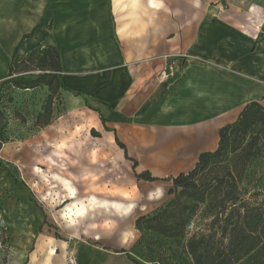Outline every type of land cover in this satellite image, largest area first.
<instances>
[{"label": "crops", "instance_id": "1", "mask_svg": "<svg viewBox=\"0 0 264 264\" xmlns=\"http://www.w3.org/2000/svg\"><path fill=\"white\" fill-rule=\"evenodd\" d=\"M43 43L58 49L60 90L90 128L104 125L77 92L102 100L107 119L156 132L181 172L249 102L264 106V0H0V97L13 63ZM5 123L0 109V132ZM82 250L80 264L106 257Z\"/></svg>", "mask_w": 264, "mask_h": 264}, {"label": "rangeland", "instance_id": "2", "mask_svg": "<svg viewBox=\"0 0 264 264\" xmlns=\"http://www.w3.org/2000/svg\"><path fill=\"white\" fill-rule=\"evenodd\" d=\"M36 64L37 59L20 70L36 74ZM40 87L21 93L6 85L0 97L6 119L0 147V264H68L71 255L80 264L83 246L106 251L99 264H194L185 246L191 236L211 232L216 209L210 199L195 207L182 237L136 226L139 217L159 211L177 195L165 178L181 171L173 169L176 161L161 148L157 133L108 118L137 160L135 168L113 132L109 138L100 125L101 136L93 135L65 93ZM253 133L241 140V148ZM260 146L259 155L243 162L240 196L264 205V132ZM239 158L229 151L221 164L233 166ZM145 170L160 179L138 180L136 173Z\"/></svg>", "mask_w": 264, "mask_h": 264}, {"label": "trees", "instance_id": "3", "mask_svg": "<svg viewBox=\"0 0 264 264\" xmlns=\"http://www.w3.org/2000/svg\"><path fill=\"white\" fill-rule=\"evenodd\" d=\"M39 27L40 25H37L24 37L33 36ZM35 59L40 70L38 73L20 70ZM62 73L58 49L43 43L20 62L13 63L3 84L19 89H32L44 84L50 89L67 90L62 82ZM76 95L82 96L86 106L99 114L107 131L114 132L116 143L125 150L126 158L132 160L136 168L137 160L129 156L127 146L120 140L116 129L107 126L108 119L100 107L104 102L93 99L83 92H77ZM4 128L5 125L0 132V147L4 140ZM250 132H254L251 139L241 148V140H245ZM263 132L264 106L254 100L244 107L235 122L220 129V140L216 150L200 154L198 162L191 170L165 178L173 182L176 197L159 211L139 217L136 220L137 228L151 229L171 237H182L195 207L199 202L210 199L209 204L216 209L210 223L211 232L191 236L185 246L194 264H264V205L248 203L240 196L243 162L262 152L260 139ZM92 133L101 136L95 128L92 129ZM229 151L240 156L241 161L233 166H222V159ZM238 164L240 168H237ZM2 166L0 162V167ZM136 176L138 180L144 181L160 179L153 176L150 170L136 173ZM13 178L16 183H23L17 177ZM186 200L196 204L187 203ZM5 241L6 237L3 238V242Z\"/></svg>", "mask_w": 264, "mask_h": 264}, {"label": "built area", "instance_id": "4", "mask_svg": "<svg viewBox=\"0 0 264 264\" xmlns=\"http://www.w3.org/2000/svg\"><path fill=\"white\" fill-rule=\"evenodd\" d=\"M162 75L166 77V76H168V73L166 71H164L162 73ZM77 262L78 261H77V257L76 256H74V255L69 256V258H68V264H77Z\"/></svg>", "mask_w": 264, "mask_h": 264}, {"label": "bare ground", "instance_id": "5", "mask_svg": "<svg viewBox=\"0 0 264 264\" xmlns=\"http://www.w3.org/2000/svg\"><path fill=\"white\" fill-rule=\"evenodd\" d=\"M71 197V196H70ZM73 223V222H72ZM75 223V222H74Z\"/></svg>", "mask_w": 264, "mask_h": 264}]
</instances>
